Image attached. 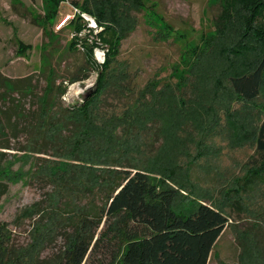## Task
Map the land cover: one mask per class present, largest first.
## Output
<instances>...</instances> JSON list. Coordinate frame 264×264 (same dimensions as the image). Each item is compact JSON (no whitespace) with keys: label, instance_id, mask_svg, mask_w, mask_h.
<instances>
[{"label":"rangeland","instance_id":"obj_1","mask_svg":"<svg viewBox=\"0 0 264 264\" xmlns=\"http://www.w3.org/2000/svg\"><path fill=\"white\" fill-rule=\"evenodd\" d=\"M225 1H132L120 16L112 47L100 36L105 25L72 0H0V71L19 86L33 85L31 93L1 94L6 114L21 109L35 115L47 62L56 81L67 84L61 108L83 101L97 86L99 64L110 55V81L98 103L102 116L93 120L94 128L106 131L90 127L89 141L83 142L67 131L69 140L48 152L25 149V133L7 140L10 148L0 147L8 157L0 180L9 182L0 197V225L11 250L0 247V258L6 256L8 264H53L76 235L86 234L94 237L92 243L100 240L83 264H122L127 238L107 230L109 217L97 226L87 207L101 204V197L27 182L36 160H47L59 183L73 181L75 174L98 177L108 167L140 165L156 185L175 190L178 210L201 200L230 215L208 264H264V183L244 185L256 167L253 132L264 119V88L245 101L226 84L222 71L228 60L220 47L236 40L238 28L220 36ZM76 16L81 28L71 22ZM92 47L96 63L86 55ZM134 116L144 124L131 131L125 118ZM236 200L241 209L233 205ZM111 226L117 229L116 223Z\"/></svg>","mask_w":264,"mask_h":264},{"label":"trees","instance_id":"obj_2","mask_svg":"<svg viewBox=\"0 0 264 264\" xmlns=\"http://www.w3.org/2000/svg\"><path fill=\"white\" fill-rule=\"evenodd\" d=\"M55 1L59 3L63 0ZM132 1L140 2L72 0V3L75 7H81L94 14L98 23L105 25L100 36L113 47L116 34L121 29L120 16ZM218 21L220 36L227 35L232 26L238 28L236 40L226 47H220L225 60H228L222 71L226 84L238 98L253 101L264 88V0H226ZM71 22L81 28L78 16ZM74 42L76 44L77 41ZM86 55L90 61L97 62L93 57V47L88 49ZM109 62L110 55L102 64L98 63L97 86L85 99L76 102L72 107L63 108L60 99L67 90V84L58 83L54 67L48 65L50 62L45 63L43 68L47 82L42 92L37 94L38 109L35 115H26L21 109L8 115L6 108H0V139H3L0 147L10 148L11 144L7 140L25 133L26 144L29 145L25 149L48 152L49 148H60L61 143L66 142L63 141L64 138L69 140L65 134L67 131H72L71 136H77V141L82 142L89 141L90 127L94 132L102 131V128L106 131L105 126L94 128L97 125L93 124V120L96 116H102L99 115L98 103L99 96L109 85L110 79L106 75ZM86 76L88 75L72 77V81ZM18 84L17 79L0 71V96L14 90L28 93L33 90V85ZM125 119V125L131 131L133 127L144 124V118L141 117ZM253 133L256 167L245 179V186L264 183V119L256 125ZM64 148L65 146L61 147L63 150ZM5 155L6 151H0V169L8 159ZM35 165L29 171L27 182L60 184L65 192L77 191L84 196L101 197V204L95 202L87 205L91 210L90 215L97 218L96 221H91L99 226L104 216L109 217L110 224L116 223L117 229L114 230L109 225L107 230H113L127 238L122 264H208L213 247L230 220V215L225 210L207 201H195L185 209L178 210L175 190L156 185L147 170L140 165L122 164L123 168L116 169L108 167V173L101 175L99 172L98 177L89 173L87 178L85 176L79 179L75 174L76 178L73 181L69 179L66 183L58 182L54 176L56 174L51 173L47 160H36ZM8 187V181L0 180V197L8 191ZM233 205L242 208V203L238 200L234 201ZM86 218L83 219L86 221ZM87 237L86 234L76 235L65 250L64 256L53 264H83L91 248L96 247L100 240L98 238L99 240L96 239L92 243L94 237ZM0 247L6 251L9 249V237H6L1 225ZM8 260L6 256H1L0 264H8Z\"/></svg>","mask_w":264,"mask_h":264},{"label":"clouds","instance_id":"obj_3","mask_svg":"<svg viewBox=\"0 0 264 264\" xmlns=\"http://www.w3.org/2000/svg\"><path fill=\"white\" fill-rule=\"evenodd\" d=\"M62 99H64V100H67V99H68V97L65 95L64 97H62Z\"/></svg>","mask_w":264,"mask_h":264}]
</instances>
